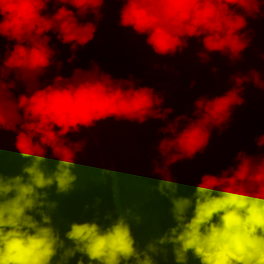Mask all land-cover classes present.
<instances>
[{
	"label": "clouds",
	"instance_id": "clouds-1",
	"mask_svg": "<svg viewBox=\"0 0 264 264\" xmlns=\"http://www.w3.org/2000/svg\"><path fill=\"white\" fill-rule=\"evenodd\" d=\"M119 2L118 26L143 37L155 56L183 54L195 39L200 46L196 57L205 64L214 53L227 57L230 65L243 60L255 36L249 22L264 18V0ZM105 3L0 0V37L9 41L0 57V129L15 133V148L28 161L18 174L0 171V264H70L77 253L76 264H85V257L87 264H158L156 257L167 264L169 254L173 264H264V155L241 150L234 166L219 175L204 174L194 189L178 184L168 172L177 161L202 153L213 129L223 132L229 126L234 110L246 102L242 93L247 84L264 90L261 73L251 68L246 74H230L231 87L198 97L191 116L184 113L172 120L168 117L174 109L164 107L163 92L142 85L132 74L114 78L91 60L88 69L76 67L65 77L49 33L70 45L67 62L72 64L77 51L96 39ZM53 66L57 74L41 80ZM18 82L25 90L17 97L12 90ZM109 119L136 125L149 119L165 122L157 130L162 135L155 146L162 166L156 159L152 162L154 171L163 175L166 170L168 178L148 184L169 201L171 224L143 248L131 223L139 226L143 220L132 208L115 219L105 210L104 224L98 215L84 222L60 217L67 229L63 234L53 221L59 201L50 198V190L54 187L60 196L86 187L74 171L79 167L75 156L86 141H72L70 135ZM255 141L257 148L264 146V135ZM48 147L58 158L51 169ZM91 171L100 180L107 172ZM100 203L97 197L95 204Z\"/></svg>",
	"mask_w": 264,
	"mask_h": 264
},
{
	"label": "trees",
	"instance_id": "trees-1",
	"mask_svg": "<svg viewBox=\"0 0 264 264\" xmlns=\"http://www.w3.org/2000/svg\"><path fill=\"white\" fill-rule=\"evenodd\" d=\"M51 7L49 5L50 9ZM120 7L119 0H106L96 39L77 51V59L72 64L67 62L68 57L72 55L70 45L61 44L54 34L49 33L52 35L51 43L58 49L56 59L63 61L61 71L64 72L65 77L71 76L76 67L88 69L91 60H95L103 71L111 73L114 78H128L129 74H132L142 82V85L163 92L164 107L174 109L168 117L169 120L184 113L191 116L194 111V101L202 95L222 94L225 89L232 86L228 76L237 71L246 74L251 68H255L264 80V59H262L264 18L249 22V27L254 30L255 36L252 45L243 52V60L230 65L227 57L214 53L210 61L205 64L199 62L196 57L200 46L195 39L190 40L191 46L185 49L183 54H177L175 57L155 56L144 44L143 37H136L130 30L118 26ZM8 44L9 41L0 37V57L3 56L5 46ZM213 67L217 69L215 74L212 72ZM47 74L41 79L46 78ZM12 78L13 76L10 75L9 79ZM192 81L196 82L194 87L189 86ZM24 90L18 85L13 89L18 93ZM242 95L245 104L234 110L230 124L223 132L218 129L212 130L210 142L202 153L169 166L168 172L172 180L194 189L204 174L219 175L222 170L234 166L236 163L234 157L241 150L253 156L264 155V146L257 148L255 141V137L264 135V90L247 84ZM164 124V121L152 119H149L145 125L109 119L95 127L100 132L110 157L111 173L117 174L115 177L111 175L116 217L118 212H123L126 208H132L133 212L141 216L143 223L139 226L131 222L133 235L141 248L157 234L159 229L162 233L171 224V216L168 213V208L171 206L169 201L160 197L154 187L149 186V184L155 185L164 177L168 178L166 170L164 176L155 172V165L152 162L156 159L162 166L155 146L162 135L157 130ZM69 138L72 141H86L84 149L75 156V162L79 167L74 170L86 187L83 191L78 189L60 196L55 194L54 187L50 190V198L59 201L53 221L59 227L61 234L67 229L60 221V217L69 221L84 222L98 215L99 222L104 224L107 223L103 220L104 212L109 211L105 197L106 177L100 180L99 174L91 171L94 168L104 169L100 140L94 136L91 129H82L79 135L71 134ZM12 153H15V156L10 160ZM45 155L48 158L49 168H54L58 158L53 156L50 147L46 149ZM27 162L20 157L15 148V133L0 129V171L5 175H15L20 172L21 165ZM97 197L101 200L98 206L95 204ZM85 204L90 207L85 209ZM79 258L80 254L77 253L70 264H76ZM156 259L158 264H164L160 257ZM167 264H173L171 254Z\"/></svg>",
	"mask_w": 264,
	"mask_h": 264
},
{
	"label": "water",
	"instance_id": "water-1",
	"mask_svg": "<svg viewBox=\"0 0 264 264\" xmlns=\"http://www.w3.org/2000/svg\"><path fill=\"white\" fill-rule=\"evenodd\" d=\"M13 94H14V96H17V97L19 95V93L16 91H13ZM90 129L94 132V136L96 138H98L102 144V150H103L102 159L104 161V169L107 170V172L105 173V177H106V194H105V197H106L108 209L111 212L113 219H115L116 218V212H115V208H114L112 178H111V174H110L111 173L110 157L107 154L106 146L103 143V139H102L100 132L96 128H90Z\"/></svg>",
	"mask_w": 264,
	"mask_h": 264
},
{
	"label": "built area",
	"instance_id": "built-area-1",
	"mask_svg": "<svg viewBox=\"0 0 264 264\" xmlns=\"http://www.w3.org/2000/svg\"><path fill=\"white\" fill-rule=\"evenodd\" d=\"M47 73L48 74H47L46 78H44V79H50L51 77L55 76L57 74V71H56L55 66H53L52 68H50ZM60 74H62V75L65 76L64 72L61 71V70H60ZM41 80H43V79H41ZM17 85L19 87H21V88H24V85L22 83H20V82H18Z\"/></svg>",
	"mask_w": 264,
	"mask_h": 264
}]
</instances>
